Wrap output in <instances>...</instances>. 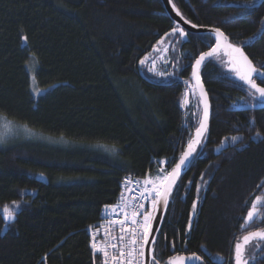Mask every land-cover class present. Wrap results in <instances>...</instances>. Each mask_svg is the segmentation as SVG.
<instances>
[{
	"label": "trees",
	"instance_id": "obj_1",
	"mask_svg": "<svg viewBox=\"0 0 264 264\" xmlns=\"http://www.w3.org/2000/svg\"><path fill=\"white\" fill-rule=\"evenodd\" d=\"M172 2L190 24L219 28L264 74V0ZM176 27L162 0H0V113L54 138L0 150V264H103L88 229L118 202L125 177L170 172L198 128L188 84L215 37L176 32L169 81L145 68ZM218 56L202 71L210 128L172 193L153 247L159 264H235V243L264 230L262 219L245 223L264 198V102ZM33 58L49 90L37 101ZM5 207L16 215L9 224Z\"/></svg>",
	"mask_w": 264,
	"mask_h": 264
},
{
	"label": "snow or ice",
	"instance_id": "obj_2",
	"mask_svg": "<svg viewBox=\"0 0 264 264\" xmlns=\"http://www.w3.org/2000/svg\"><path fill=\"white\" fill-rule=\"evenodd\" d=\"M254 3V0H253ZM175 8V5H173ZM177 14L179 15V11L177 10ZM185 23H191L190 21H185ZM193 28L196 27V25H192ZM173 34L176 32H179L181 36L186 35L183 28H180L177 26L176 28H173ZM213 32L216 33L217 40H216V46L213 47L210 51L202 53L199 58L195 61V67L193 69V75L195 76L200 65L205 61L206 58H210L215 56L221 48H227L230 50V55L232 56L233 63H241L245 71L244 72H238L239 78L243 80L250 89L254 90L255 93L259 94L260 98H264V87L259 86L254 79H252L253 73H257L256 68L253 66L252 61L244 54V52L239 47H235L232 44L228 43L229 38L219 29L214 28L212 29ZM26 39V38H25ZM162 42V41H161ZM147 59V57L145 58ZM145 61L142 60L141 64H143ZM258 76H264L262 73H257ZM198 79V77H197ZM264 82V80H262ZM207 105L205 102V110H204V119L200 122L199 127L196 129V138L195 140L189 141L188 143V150L183 153V155L179 159V163L175 164V167L172 168L171 172L162 173L160 176L156 178V181L146 178L144 180L145 185H152L151 189L145 188V192H154L156 194L157 199L153 200V206L155 207L156 204L162 200L164 205L168 202V196L172 191L173 186L175 185L180 172L182 170V166L185 165L186 161L189 159V157L192 155V153L195 151V145L200 144L201 137L204 135V133L207 131ZM6 121V118H4ZM10 124L9 122H5L3 127L5 129L9 128ZM233 141L237 139V137L231 138ZM158 181V182H157ZM143 196V194H142ZM15 203V202H14ZM139 207H143V205H139ZM264 207V198L261 196H256L255 200L251 204L250 209L247 212V216L245 218V223H251L254 220L262 219L264 220V217L261 216L260 208ZM193 208H195V205H193ZM5 212V220H12L14 219V214L12 211H10L7 207L4 208ZM137 213L134 211L132 213V216L135 217ZM127 214H125V219L117 221L116 223H119L121 225L120 232L121 235L119 236V242L122 245L118 249L119 255L118 256H112V261H123L125 257H132L133 253H135L139 257L144 256V252L140 251L137 247V239L135 238L137 233L136 229H131L133 233V238L130 241H125L124 232L125 229L123 227L125 221L127 220ZM151 220V217L146 215L144 217L145 222V228L148 227L149 221ZM132 224H136V220L133 218L131 221ZM244 225H241L243 227ZM145 235L147 233L145 232ZM113 240H116V237H112ZM147 243V241H145ZM253 242H256L255 246L260 247V242H264V230H257L253 232H249L248 234L244 235L242 237V242H237L234 245V251H235V264H249V259L245 254V250L248 245L252 244ZM129 244L132 245L131 248H129ZM108 246H111L112 248H117V244L113 243L111 245H106L105 247L97 248V244L94 242L92 244L93 249H97L98 251L102 252L105 259L103 261V264H109V254L106 250ZM153 264H159L158 261L155 260V257L152 256ZM128 264H131V260L128 261ZM169 264H176L175 261L170 260Z\"/></svg>",
	"mask_w": 264,
	"mask_h": 264
},
{
	"label": "built area",
	"instance_id": "obj_3",
	"mask_svg": "<svg viewBox=\"0 0 264 264\" xmlns=\"http://www.w3.org/2000/svg\"><path fill=\"white\" fill-rule=\"evenodd\" d=\"M144 180L138 177H125L122 182L118 202L112 206L105 207L98 223L88 229L93 251L103 254L97 249H93L92 244L94 242L97 244V248L105 247L113 243L117 244V248H112L111 246L106 248L109 254V264H128L129 260H131V264H145V241L149 234L156 208V206H153V200H156L157 197L154 192H145V188L151 189L152 185H145ZM139 205H143V207L141 208ZM134 211L137 213L135 217L132 216ZM125 214L128 217L123 225L125 229V241H130L133 238L131 229L135 228L137 233L135 237L137 239V247L140 251L144 252V256L139 257L133 253L132 257H125L123 261H112L111 257L114 255L118 256V249L122 247L118 239L121 235V225L116 222L124 220ZM146 215L151 217L147 228H145L144 222ZM133 218L136 220L135 225L131 223ZM145 232L147 235H145ZM112 237H116L117 239L113 240ZM131 247L132 245L129 244V248Z\"/></svg>",
	"mask_w": 264,
	"mask_h": 264
},
{
	"label": "rangeland",
	"instance_id": "obj_4",
	"mask_svg": "<svg viewBox=\"0 0 264 264\" xmlns=\"http://www.w3.org/2000/svg\"><path fill=\"white\" fill-rule=\"evenodd\" d=\"M175 34H173L169 39H167L156 51L155 55H153L150 59L147 60L145 68L150 73V77L156 81L166 82L170 80V73H168V71L169 67L171 66V63L177 55L178 46ZM214 37L217 38L216 36ZM217 58L221 65L227 71L231 70L228 66L227 58L225 56H218ZM35 62L37 61L35 58H33L28 66V70L31 78V92L33 97L37 101L40 96H42L49 90H43L39 87L36 70H34V68H36V66L34 65ZM174 64L180 68L178 61H175ZM235 73L237 74V72ZM188 86L192 97L191 114L196 122V125L199 126L203 115V101L201 99L195 82L189 83ZM258 99L262 100V98L260 97ZM260 103L261 102L256 101L252 104H249L248 106L254 107ZM4 118H6V121L10 124L9 128L7 129L3 127L4 123L6 122ZM29 141H34L35 143L53 144L54 138L38 133L34 129L30 128L28 125L13 120L7 115L0 113V150H6L12 147H16L17 145L28 143ZM225 145L226 143L224 144V146ZM163 170L166 169L162 168L161 174L167 173V171L162 172ZM15 211H17V209ZM13 214L15 219L16 215L15 213ZM5 215L6 214L4 212V217ZM14 219L6 220V222L9 224ZM240 242H242V240H240ZM255 244L256 242H253L252 244L248 245L245 250V254L249 260H253L254 257L257 256V252H260V250L264 249V242H260V247H256Z\"/></svg>",
	"mask_w": 264,
	"mask_h": 264
},
{
	"label": "water",
	"instance_id": "obj_5",
	"mask_svg": "<svg viewBox=\"0 0 264 264\" xmlns=\"http://www.w3.org/2000/svg\"><path fill=\"white\" fill-rule=\"evenodd\" d=\"M263 0H261L262 2ZM165 10L167 12V14L170 16V18L172 19V21L179 26L180 28L184 29V32H189V33H193V34H199V35H212V36H216V33L212 31V29L214 28H205V27H192V24L190 23H185V21H187L181 14H177V8L173 7L174 3L172 2V0H162ZM180 13V12H179ZM217 37V36H216ZM217 40V38H215ZM228 43H230V40H228ZM232 44V43H230ZM235 47H238L234 44H232ZM216 46V44L214 45V47ZM241 48V47H239ZM241 50L244 52V50L241 48ZM210 51V50H209ZM220 53H224L226 58H227V62L230 64V67L235 70L237 72V77L239 78L238 72H244L245 68L241 63H233L232 61V56L230 55V50L227 48H221V50L213 57L210 58H206L205 61L200 65L196 75H193V69L195 67V63L192 66V79L193 82H195L196 87L199 91V94L201 96V99L203 101V115H202V119L201 121L204 119V110H205V102L207 105V131L204 133V135L201 137V142L198 145H195V151L192 153V155L189 157V159L186 161L185 165L182 166V170L180 172V175L175 183V185L172 188L171 193L168 196V202L166 205H164L163 201L160 200L157 204H156V208H155V212H154V217H153V221H152V225L149 231V234L147 236V243H145V264H152V256H153V247L156 243L158 234L161 230L163 221H164V217L166 215L169 203H170V199L172 196V193L174 191V189L176 188V186L178 185V183L180 182L182 176L184 175V173L187 171V169L189 168V166L191 165L192 161L194 160L197 152L199 151V149L201 148V146L203 145V142L208 134L209 128H210V122H211V117H212V107H211V102H210V98H209V94L207 92V89L205 87L203 78H202V71L204 68L205 63H207L210 59L216 57L217 55H219ZM244 54L246 55V53L244 52ZM247 56V55H246ZM248 57V56H247ZM249 58V57H248ZM253 64V63H252ZM253 66L255 67V65L253 64ZM256 68V67H255ZM257 70V68H256ZM258 73V70H257ZM257 73H253L252 75V79H256L257 78ZM198 77V79H197ZM241 80V79H240ZM263 102H264V98H262ZM199 127V126H198ZM196 138V131L191 139L195 140ZM188 148H186L185 151H187ZM179 163V161L177 162ZM198 260V259H197ZM183 261V259H178L176 261V264H181ZM196 261V258H191L190 262L194 263Z\"/></svg>",
	"mask_w": 264,
	"mask_h": 264
},
{
	"label": "flooded vegetation",
	"instance_id": "obj_6",
	"mask_svg": "<svg viewBox=\"0 0 264 264\" xmlns=\"http://www.w3.org/2000/svg\"><path fill=\"white\" fill-rule=\"evenodd\" d=\"M262 250H264V249H262ZM262 250H260V252L262 251ZM258 253V252H257ZM264 254H262V255H260V257H258V259L260 260L261 259V261H263V264H264V256H263ZM183 259V261H182V263L181 264H202L201 262H199V260H197L196 259V261L194 262V263H191L190 262V259H187V258H182ZM259 260H249V264H256ZM177 260H175V262H176Z\"/></svg>",
	"mask_w": 264,
	"mask_h": 264
}]
</instances>
